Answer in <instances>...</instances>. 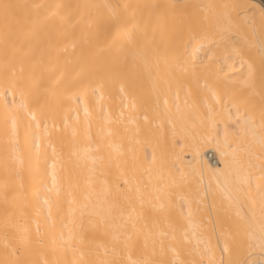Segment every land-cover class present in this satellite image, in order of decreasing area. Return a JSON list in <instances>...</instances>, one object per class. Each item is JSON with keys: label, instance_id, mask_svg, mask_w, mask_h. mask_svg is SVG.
Segmentation results:
<instances>
[{"label": "bare ground", "instance_id": "obj_1", "mask_svg": "<svg viewBox=\"0 0 264 264\" xmlns=\"http://www.w3.org/2000/svg\"><path fill=\"white\" fill-rule=\"evenodd\" d=\"M0 264H264V0H0Z\"/></svg>", "mask_w": 264, "mask_h": 264}]
</instances>
